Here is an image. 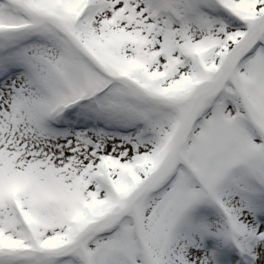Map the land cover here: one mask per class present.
Here are the masks:
<instances>
[{"label": "snow or ice", "instance_id": "1", "mask_svg": "<svg viewBox=\"0 0 264 264\" xmlns=\"http://www.w3.org/2000/svg\"><path fill=\"white\" fill-rule=\"evenodd\" d=\"M0 264H264V0H0Z\"/></svg>", "mask_w": 264, "mask_h": 264}]
</instances>
